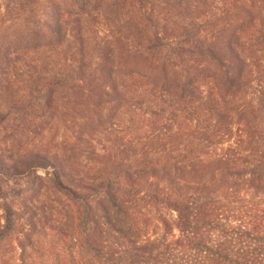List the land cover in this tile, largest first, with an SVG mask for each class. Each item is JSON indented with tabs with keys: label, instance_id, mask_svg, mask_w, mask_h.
Segmentation results:
<instances>
[{
	"label": "trees",
	"instance_id": "obj_1",
	"mask_svg": "<svg viewBox=\"0 0 264 264\" xmlns=\"http://www.w3.org/2000/svg\"><path fill=\"white\" fill-rule=\"evenodd\" d=\"M201 1L162 3L190 12ZM221 1L212 24L168 27L156 22L157 0H114L142 30L132 48L156 56L150 62L160 73L152 83L114 68L101 76L110 91L93 95L110 106L95 125L115 145L100 150L133 161L79 166L76 146L65 145L69 153L60 157L29 134L45 112L52 122L55 95L76 102L93 78L86 46L104 19L99 1L0 0V37L8 34L0 40V158L14 160L32 144V157L47 158L52 170L45 182L35 170L48 165L22 157L8 166L17 178L0 173V264H264V61L256 57L264 48V0L243 6L244 18L234 21V1ZM175 67L183 76L171 86ZM248 89V133L219 152L200 151L198 142L226 136ZM38 127L35 136L43 133ZM189 135L182 149L136 151L141 142ZM144 208L153 211L157 233H149Z\"/></svg>",
	"mask_w": 264,
	"mask_h": 264
},
{
	"label": "rangeland",
	"instance_id": "obj_2",
	"mask_svg": "<svg viewBox=\"0 0 264 264\" xmlns=\"http://www.w3.org/2000/svg\"><path fill=\"white\" fill-rule=\"evenodd\" d=\"M98 1L104 19L95 24L92 30H90L91 33L88 36L91 38V41L90 44L86 46V50L88 51L87 55L89 57L87 68L90 69L89 73L93 74V78L83 82V92H81L79 96L77 92V96L80 97L79 103L76 107H73L71 111L67 110L65 107L70 106L72 103H76L78 97H76V102H74L72 98L67 101L64 94L55 95V103L58 104L59 108L52 114V122L50 123L49 120H46L47 114L45 112V114L40 115V117H42L41 119L45 122L39 123L37 121L36 130L35 126H31L30 130L32 131V135L29 134V136H33V144L38 142V139H40L39 137H42L40 144L43 146L48 145L51 152L60 154V157H62V155L66 156L69 153V149L65 148V145L76 146L75 148L77 149H75L74 153L79 159L77 161L74 160V164L79 166L83 164L108 166L113 162L130 163L133 161V156L129 157L128 153H119L117 150L112 152L100 150L99 145L103 147L106 145V149L108 150L107 142L109 146L115 145L104 132H102L100 127L95 125L97 120H102L105 117L110 106L104 101L98 103L93 95L97 90H100V88L101 90L105 88L107 91H110V86L108 84H102L101 76L103 75V77H105V74H108L106 71L114 68L115 73L125 76L128 74L131 75L132 71L138 72L143 74L147 83H152L153 80H157V77L153 78L152 75L154 73H160L156 71L155 64L153 65V63L150 62V59L154 60L156 56L155 58L149 59L150 55L143 52V50L140 51L132 48V44L133 47H135V43L142 42V39H140L142 30L135 28L132 20H129V18H131V13L124 10L122 6L121 8L120 5L117 6L114 0ZM233 1L235 3V8L231 20L243 19L244 17L241 16L244 14L242 8H244L243 6H248L252 0ZM192 3L193 2H189L188 4ZM222 4L223 1L221 0H205L200 3L192 4L193 7L190 12H178L177 8H175L176 10L174 11V9L169 8L167 4L162 3V0H157L155 9L158 13V18L156 22L160 23L163 20V23L168 27L172 26V24L190 23H193L192 25L194 26H205L216 21L218 15H220ZM67 31L66 44H70L73 42L71 28H68ZM192 33L194 34L195 32L193 31ZM6 34L7 33L2 34L0 40H5L4 38L8 35ZM15 38L19 40L18 36H15ZM107 55H109L110 58H108ZM103 56H107V60H104ZM256 57L264 61V48L258 50ZM51 59L54 60L55 56H51ZM108 59L111 60L112 64L107 63ZM101 60H104L102 65L100 64ZM174 69L173 71H169L168 75V82L171 86H175L178 80L180 78L182 79L183 76L178 67ZM250 69H252V67H250ZM250 94L251 90L248 89L246 93L239 96L236 100L237 108L239 109H237L236 117L228 124L226 136H220L218 144L198 142L197 147L200 151L219 152L224 150L228 145L232 146L239 133H248V125L250 123L249 114L252 107ZM35 116L37 115H30V118ZM39 125L44 129L42 131L43 133L35 136V133L39 132ZM190 135L187 137L181 136L180 138H175L171 143L166 142L165 144H163L162 140L157 141L154 139L147 145L141 142L136 151L141 154L145 151L157 152L159 150L166 151L167 149H182L191 139ZM32 147V144L24 145L21 153L16 154L18 158L14 160L0 158V173L3 180L11 181L17 178L15 172L9 169L8 166L15 165L14 167H16L17 160L22 157L24 161L31 163L30 165L34 167L48 165L46 170L36 169L35 175L39 176L45 182L50 179L52 173L51 163L46 160L47 158L41 157V155H39L40 158L32 157V155H34L32 154ZM7 155L6 153V156ZM78 170L81 169L78 168ZM140 214L149 217L151 221L149 224V233H157L159 225L155 220H152L153 211L144 208Z\"/></svg>",
	"mask_w": 264,
	"mask_h": 264
}]
</instances>
